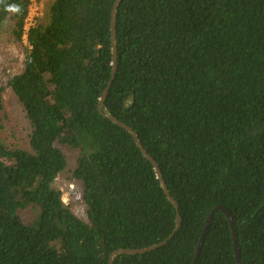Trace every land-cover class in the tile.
Listing matches in <instances>:
<instances>
[{
  "label": "trees",
  "instance_id": "trees-1",
  "mask_svg": "<svg viewBox=\"0 0 264 264\" xmlns=\"http://www.w3.org/2000/svg\"><path fill=\"white\" fill-rule=\"evenodd\" d=\"M115 1L41 7L8 83L31 124L27 146L2 139L0 86V264H110L114 250L151 246L176 227L153 164L98 108L114 67ZM29 5L0 0V26L12 21L21 43ZM116 54L103 111L157 161L181 225L113 264H192L217 205L232 212L242 264H264V0H119ZM67 169L87 219L55 186ZM197 264H237L222 210Z\"/></svg>",
  "mask_w": 264,
  "mask_h": 264
},
{
  "label": "rangeland",
  "instance_id": "rangeland-1",
  "mask_svg": "<svg viewBox=\"0 0 264 264\" xmlns=\"http://www.w3.org/2000/svg\"><path fill=\"white\" fill-rule=\"evenodd\" d=\"M47 0H42L44 5ZM18 42L12 31V21L0 26V86L4 88L5 109L1 115L3 123L2 139L12 146H27L31 124L26 116L23 105L9 86V80L22 71L25 58V43ZM69 168L75 163V152L67 151ZM55 186L61 189L64 201L81 218L87 219L86 205L82 197L81 184L72 179L70 169L62 172L55 181ZM62 255V252H60Z\"/></svg>",
  "mask_w": 264,
  "mask_h": 264
},
{
  "label": "water",
  "instance_id": "water-1",
  "mask_svg": "<svg viewBox=\"0 0 264 264\" xmlns=\"http://www.w3.org/2000/svg\"><path fill=\"white\" fill-rule=\"evenodd\" d=\"M119 5V0L115 1L114 4V8H113V12H112V38H113V53H114V67H113V71H112V77L107 85V87L104 89L102 96L99 100V111L106 117H108L109 119H111L113 122L119 124L120 126H122L123 128L127 129L134 137L135 142L137 144V146L142 150V152L146 155V157L151 161V163L153 164L157 176L159 178V180L161 181V184L169 198V200L175 205V207L177 208V220H176V227L173 230V232L163 241L153 244L151 246L148 247H143V248H118L116 250H114L111 254H110V264H113V260L117 255L120 254H137V253H143L146 251H150L153 250L161 245H164L165 243H167V241L173 237V235L176 233V231L179 229L180 225H181V216L179 213V204L177 203V201L174 199V197L171 195L166 181L163 177V174L161 173L159 164L157 163V161L154 159V157L148 152V150L144 147L143 143L141 142V140L139 139V136L137 134V132L134 130V128L132 126H130L129 124L125 123L124 121L120 120L118 117H115L111 114L105 113L103 111V103L104 100L107 96V93L112 85V82L115 78V74H116V70H117V64H116V59H117V54H116V12H117V8ZM216 210H222L228 217L231 227H232V232H233V237H234V247H235V255H236V260H237V264H242L241 261V256H240V250H239V245H238V238H237V231H236V223L234 220V217L232 215V212L226 208L225 206L222 205H217L216 207H214L210 213V215L208 216L207 220H206V225L204 227V230L202 232L199 244L197 246V250H196V255L194 257L193 263L192 264H197L198 258L200 256L202 247H203V243L205 241V238L207 236V232L208 229L210 227L211 221L213 219L214 213Z\"/></svg>",
  "mask_w": 264,
  "mask_h": 264
},
{
  "label": "built area",
  "instance_id": "built-area-1",
  "mask_svg": "<svg viewBox=\"0 0 264 264\" xmlns=\"http://www.w3.org/2000/svg\"><path fill=\"white\" fill-rule=\"evenodd\" d=\"M42 0H30L29 12L25 19L24 36L23 39L28 40V31L34 26L41 15V4Z\"/></svg>",
  "mask_w": 264,
  "mask_h": 264
}]
</instances>
